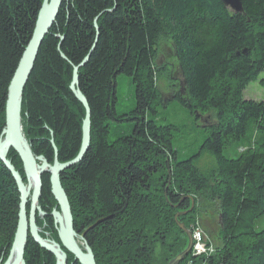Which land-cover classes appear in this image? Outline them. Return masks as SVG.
<instances>
[{
    "label": "trees",
    "instance_id": "1",
    "mask_svg": "<svg viewBox=\"0 0 264 264\" xmlns=\"http://www.w3.org/2000/svg\"><path fill=\"white\" fill-rule=\"evenodd\" d=\"M43 1L0 0V134L8 88ZM241 2L243 13L235 14L221 0H64L24 89L23 134L34 156L50 165L52 141L61 164L78 156L86 111L70 85L73 67L90 55L78 86L91 109L90 147L60 181L74 230L96 264H167L186 245L176 216L192 201L213 206L220 218L223 246L208 264H264V229H256L264 214V103L243 96L264 73V0ZM167 44L186 81L174 99L192 116L211 118L198 152L184 161L173 148L175 127L156 122L162 103L154 65ZM120 75L132 79L136 97L135 109L122 116ZM111 122L135 126L110 144ZM206 155L215 161L209 172L198 165ZM8 159L26 183L19 156L11 151ZM42 183L39 206L49 213L56 205L50 176ZM19 205L16 183L0 161V260L11 250ZM192 219L178 221L187 227ZM24 260L56 264L30 237ZM68 264L79 263L69 254Z\"/></svg>",
    "mask_w": 264,
    "mask_h": 264
},
{
    "label": "water",
    "instance_id": "2",
    "mask_svg": "<svg viewBox=\"0 0 264 264\" xmlns=\"http://www.w3.org/2000/svg\"><path fill=\"white\" fill-rule=\"evenodd\" d=\"M63 1L64 0H44V4L39 12L31 40L23 53L8 88L5 105V126L0 139V161L9 171L16 183L17 190L20 195V205L19 220L14 241L8 260L5 264H26L24 255L29 236L41 249L55 257L56 264H68L67 253L72 255L75 261L79 264H96L92 250L84 241V236H78L74 230V220L71 208L60 181L61 174L79 164L90 147L91 109L86 98L83 96L78 87L79 69L88 62L90 55L84 60L82 65L79 67H73V81L70 86V90L76 99L83 105L86 111V117L82 127V144L78 157L72 162L66 164H60L56 159L54 166H50L42 157L37 158L33 155L31 148L22 133L21 126V107L24 88L33 70L40 46L45 36L52 28ZM221 2L232 12L239 14L243 13L241 0H221ZM95 28L98 32L99 29L97 25H95ZM93 50L94 48L92 51ZM62 57L65 58L63 55ZM179 92L181 95L183 94V90H180ZM174 97L175 96H172L171 100ZM54 149L57 153L55 146ZM11 150H14L17 153L23 164L24 172L28 179L27 185L24 184L20 173L7 158ZM38 163H40V165ZM44 174H50L51 176V192L61 211V214L54 212L53 215L59 221L61 226L59 237L66 252H64L55 242L42 239L36 226L37 212H41L38 204L42 195V176ZM28 204H30L29 214L27 213ZM41 214L44 215L43 213ZM179 216L180 215L176 216V222ZM177 225L187 235L189 239V247L186 251L170 261L169 264L181 263L191 251V233L184 227L183 224L177 223ZM79 239L83 242L85 246L84 250L86 252L80 248L77 241Z\"/></svg>",
    "mask_w": 264,
    "mask_h": 264
},
{
    "label": "rangeland",
    "instance_id": "3",
    "mask_svg": "<svg viewBox=\"0 0 264 264\" xmlns=\"http://www.w3.org/2000/svg\"><path fill=\"white\" fill-rule=\"evenodd\" d=\"M43 4H44V1H43ZM235 14H239V13H235ZM50 31L48 32V34L50 33ZM48 34L45 36V38L48 36ZM177 58H178L177 52L171 44L162 45L161 47H159L158 55H157V58L155 60V65H154V79L153 80L158 88L159 95H160V101L162 103V106L158 108L157 110L156 122L158 125H171L175 127V131H173V140H172L173 148L178 152V160L184 161L190 158L196 152H198L199 148L201 147L204 140L206 139L207 134H206L205 128L210 125L211 118L209 116H202V115H197V114H195V116H192L189 110L187 108H184L177 100H175L174 98L171 100V97L179 93L180 90H183V94L185 93L184 86L186 85V81L184 78L182 68L180 65H178L176 61ZM243 96H244V100L264 103V73L260 75L259 79L256 82L251 83L248 86V88L244 91ZM22 101H23V97H22ZM135 107H136L135 86L132 82V79L129 77L123 76V75L118 76L117 78V103H116V111H117L118 116L131 113L135 109ZM196 121H198V123H196ZM110 125H111V133L109 137L110 144L114 143L119 137L130 135L133 132V129L135 126L134 122H126V123L111 122ZM21 126H22V133H23L22 107H21ZM2 131L0 134V139L2 136ZM90 135H91V132H90ZM11 151H14V150H11ZM239 151L244 152L245 149H240ZM9 154L7 158L9 157ZM224 154L227 155V152H224ZM56 159L58 160V151L57 153L55 152L54 163L52 165H50L47 161L46 162L50 166L53 167ZM38 164L40 165V163ZM198 165L205 172H209L211 168H213V166L215 165V161L212 157H210L209 155H206L201 159ZM23 171H24V167H23ZM45 175L50 176V174H44L43 176ZM25 178H26V183L24 184L27 185L28 179L26 175H25ZM50 184H51V176H50ZM39 204H40V201H39ZM28 206L30 210V204H28ZM39 207H40L41 212H37V216H36V226L39 230V235L44 240L55 242L61 247V249L64 252H66L62 246V243L59 237V231L61 230V226L59 224V221L53 215L54 212H58V213L61 212L57 202L53 210L49 213L42 211L41 205ZM194 208L196 211H193ZM213 208H214L213 206L208 205L201 201L199 202V204H196V207H195V203L192 201L191 209L188 212L179 214L180 216L192 215V218H193L192 220L189 221V223H187L188 225L187 227L184 223H181L178 221L180 216L178 217L177 222H176V223H181L184 225V227L191 233V239H192L191 251L185 257V259L179 264H208L212 260V258L217 256L223 244L220 239V230H221L220 218H219L217 210H214ZM27 213L29 214V212ZM41 213H43L44 215H42ZM45 226L49 228L45 230L44 229ZM256 226H257L256 227L257 230L264 229V214L261 215ZM177 227L186 237V245L184 246L183 251L181 252L183 253L189 247V239L187 235L179 228L178 225ZM200 236H201V239H200ZM77 241L79 245L81 246L82 250L86 252L84 250L85 246L83 242L80 239ZM198 244L201 246H199ZM181 253H179L178 255H180ZM67 255L69 254L67 253ZM178 255H176L173 259H175ZM8 257L6 260L1 259L0 264H5L6 261L8 260ZM169 262L167 264H169Z\"/></svg>",
    "mask_w": 264,
    "mask_h": 264
},
{
    "label": "flooded vegetation",
    "instance_id": "4",
    "mask_svg": "<svg viewBox=\"0 0 264 264\" xmlns=\"http://www.w3.org/2000/svg\"><path fill=\"white\" fill-rule=\"evenodd\" d=\"M174 91H175V90H174ZM47 216H48V215H47ZM48 228H49V227L45 226V228H44V229L46 230V229H48Z\"/></svg>",
    "mask_w": 264,
    "mask_h": 264
},
{
    "label": "bare ground",
    "instance_id": "5",
    "mask_svg": "<svg viewBox=\"0 0 264 264\" xmlns=\"http://www.w3.org/2000/svg\"><path fill=\"white\" fill-rule=\"evenodd\" d=\"M32 151V150H31ZM32 189H33V187H32ZM80 246V245H79ZM80 248H81V246H80ZM12 262H13V260H12Z\"/></svg>",
    "mask_w": 264,
    "mask_h": 264
},
{
    "label": "built area",
    "instance_id": "6",
    "mask_svg": "<svg viewBox=\"0 0 264 264\" xmlns=\"http://www.w3.org/2000/svg\"><path fill=\"white\" fill-rule=\"evenodd\" d=\"M200 239H201V236H200ZM199 245V244H198ZM199 246H201V245H199Z\"/></svg>",
    "mask_w": 264,
    "mask_h": 264
}]
</instances>
